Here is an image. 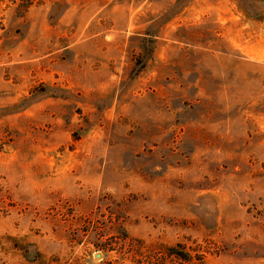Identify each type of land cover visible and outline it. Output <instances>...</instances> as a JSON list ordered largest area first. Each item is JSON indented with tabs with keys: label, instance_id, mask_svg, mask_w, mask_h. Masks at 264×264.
I'll list each match as a JSON object with an SVG mask.
<instances>
[{
	"label": "rangeland",
	"instance_id": "1",
	"mask_svg": "<svg viewBox=\"0 0 264 264\" xmlns=\"http://www.w3.org/2000/svg\"><path fill=\"white\" fill-rule=\"evenodd\" d=\"M39 261L264 264V0L0 10V264Z\"/></svg>",
	"mask_w": 264,
	"mask_h": 264
},
{
	"label": "trees",
	"instance_id": "2",
	"mask_svg": "<svg viewBox=\"0 0 264 264\" xmlns=\"http://www.w3.org/2000/svg\"><path fill=\"white\" fill-rule=\"evenodd\" d=\"M46 0H0V10H9L13 9L18 16L22 17L28 13L32 8L39 7L45 3ZM125 242L126 239H123ZM161 255H164L167 258H176V259H186L179 254H174L173 252H164L161 248L158 249ZM140 256L138 252L135 253ZM36 261V260H35ZM135 264H143V262H134ZM171 262H158L157 264H170ZM39 264H43L39 261Z\"/></svg>",
	"mask_w": 264,
	"mask_h": 264
}]
</instances>
